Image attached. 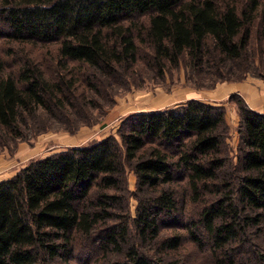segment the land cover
I'll return each mask as SVG.
<instances>
[{
    "label": "trees",
    "instance_id": "1",
    "mask_svg": "<svg viewBox=\"0 0 264 264\" xmlns=\"http://www.w3.org/2000/svg\"><path fill=\"white\" fill-rule=\"evenodd\" d=\"M256 34L264 0H0V139H30L40 117L82 110L142 68L240 79L253 71ZM229 100L235 150L225 107L191 98L0 181V264H191L203 253L210 264H264V113Z\"/></svg>",
    "mask_w": 264,
    "mask_h": 264
},
{
    "label": "rangeland",
    "instance_id": "2",
    "mask_svg": "<svg viewBox=\"0 0 264 264\" xmlns=\"http://www.w3.org/2000/svg\"><path fill=\"white\" fill-rule=\"evenodd\" d=\"M251 47L254 53L253 71L237 80H225L211 85L208 79L199 78L196 82L194 79L190 80V75L183 65L163 76L157 75L152 69L142 68L139 75L133 74L128 78L130 81L124 87L112 84L114 81L124 83L122 80L111 79L106 83L110 84L109 87L103 88L97 95L92 92L88 96L93 98L94 103L82 110L80 105L75 103L64 115L56 113L51 119H37L36 125L45 129L30 139L14 143L0 139V181L11 178L32 159L45 157L68 147L101 141L111 135L118 138L119 128L130 115L174 107L191 98L225 107L229 125L227 142L235 150L238 143L236 128L239 117L236 104L229 99L232 95L239 94L250 108L258 112L259 110L252 107L256 104L253 100L254 90L264 91V35L256 34ZM78 68L75 66L73 70L79 73ZM240 87L245 88L243 95L233 91ZM127 185L129 191L135 190L136 177L132 171L127 173ZM136 204V199L131 196L132 216L135 215ZM169 231L170 229H166V232ZM189 253L186 242L181 254L187 257ZM90 255L95 259L100 257L93 250ZM85 256L82 258H86ZM210 261V255L207 253L194 254L191 257V264H210Z\"/></svg>",
    "mask_w": 264,
    "mask_h": 264
},
{
    "label": "crops",
    "instance_id": "3",
    "mask_svg": "<svg viewBox=\"0 0 264 264\" xmlns=\"http://www.w3.org/2000/svg\"><path fill=\"white\" fill-rule=\"evenodd\" d=\"M245 88H243V87H240V88H235L233 91L235 92V91H237V92H240L241 94H242V92L243 91H245L244 90ZM264 90V89H263ZM253 91V90H252ZM254 98H253V100H254V102H256V104L254 105V106H252L251 104V106L253 107V108H255V109H257V110H259L258 112H263L264 113V107H263V105H264V91H262V92H259L258 90H254ZM261 94V95H260ZM243 95V94H242ZM259 96L261 97V99H259ZM260 104V105H262L261 107L258 105V104Z\"/></svg>",
    "mask_w": 264,
    "mask_h": 264
},
{
    "label": "bare ground",
    "instance_id": "4",
    "mask_svg": "<svg viewBox=\"0 0 264 264\" xmlns=\"http://www.w3.org/2000/svg\"><path fill=\"white\" fill-rule=\"evenodd\" d=\"M1 158V157H0ZM4 163H5V161H4ZM5 170V169H4Z\"/></svg>",
    "mask_w": 264,
    "mask_h": 264
}]
</instances>
